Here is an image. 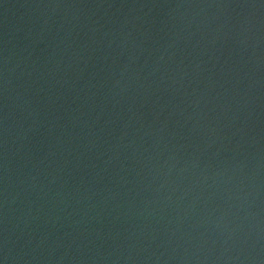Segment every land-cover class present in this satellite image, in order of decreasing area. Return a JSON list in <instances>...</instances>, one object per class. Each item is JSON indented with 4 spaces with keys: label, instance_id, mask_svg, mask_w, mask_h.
<instances>
[{
    "label": "water",
    "instance_id": "1",
    "mask_svg": "<svg viewBox=\"0 0 264 264\" xmlns=\"http://www.w3.org/2000/svg\"><path fill=\"white\" fill-rule=\"evenodd\" d=\"M0 264H264V0H0Z\"/></svg>",
    "mask_w": 264,
    "mask_h": 264
}]
</instances>
